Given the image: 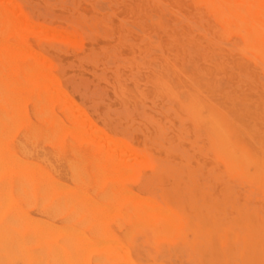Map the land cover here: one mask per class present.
Wrapping results in <instances>:
<instances>
[{
	"label": "rangeland",
	"instance_id": "obj_1",
	"mask_svg": "<svg viewBox=\"0 0 264 264\" xmlns=\"http://www.w3.org/2000/svg\"><path fill=\"white\" fill-rule=\"evenodd\" d=\"M2 1L0 31L14 17L17 22L13 21L14 27L7 24L4 34L0 32V49L7 53L10 44L14 47V91L18 102L25 99L18 104L22 107L26 102L22 107L25 108L22 109L25 119L40 127L42 132L27 139L26 131L20 125L14 131V141L21 144L16 143L9 151L0 149V161L11 163L14 158L13 162L17 164L16 170L12 163L13 168L9 162L0 163L3 165H0L3 167L0 209L8 205V200L16 202L11 201L10 208L14 209V235L17 236L13 257L11 253L9 258L0 257V264H37L41 261L53 264L54 260L50 258L58 260L54 264H59L60 255L52 257L61 251V233L58 232L62 228V203L58 187L61 188L62 180L70 175V163L78 167V176L90 191L102 188L114 191L119 207H131L135 203L146 205L145 201L139 202L128 195L134 191L135 196L139 194V199L146 197L147 204L153 201L170 208L174 215L172 219H176L167 229L158 228L155 233L152 227L144 224L142 217L137 216L118 227L110 218L119 219L120 215L112 211V215H104L108 226L95 227L97 234L104 237L102 242L97 240L100 245L97 242L93 245V253H87L85 247L90 256L109 255L118 240L119 244L125 245H118L110 256L114 253V257L123 258L130 253L128 257L140 264H264V189L240 176V169L232 168L225 160L224 154L214 145L208 118L210 115L218 118L231 141L257 156L258 166L264 170V64L248 49H238L241 39L234 33L225 32L205 1L8 0L9 4L12 1L10 9H15L12 8L15 16L6 7L8 1ZM32 24L35 26L31 27ZM36 109L46 116L38 115ZM47 114L56 121L54 130L50 121L44 119L49 117ZM58 122L61 126L66 123L65 131ZM50 133L51 136L56 133L53 138L57 144ZM75 151L80 155L75 157ZM67 159H71L70 163ZM25 161L31 165L26 166ZM22 164L26 168L21 167ZM33 164L36 173L44 171L46 179L44 175H38L43 172L36 174L31 170ZM52 165L55 170L50 168ZM254 168L250 165L248 170L252 172ZM127 169L129 173L125 172ZM107 174L108 178L102 177ZM17 185H23L19 188L29 195L19 196ZM46 187L52 188L47 190ZM39 201L45 204L40 205ZM47 224H50L48 229ZM144 227L151 230L149 238L148 230L145 233L142 230ZM90 233L87 230V235ZM29 234L35 245L30 242ZM110 239L111 242H106ZM104 242L112 243L113 249ZM101 244L108 247L107 253ZM86 246L92 248V245ZM40 249L44 254L38 253ZM0 254L8 255L4 250ZM41 255L45 256L42 258ZM121 260L117 259L113 264H120Z\"/></svg>",
	"mask_w": 264,
	"mask_h": 264
},
{
	"label": "bare ground",
	"instance_id": "obj_2",
	"mask_svg": "<svg viewBox=\"0 0 264 264\" xmlns=\"http://www.w3.org/2000/svg\"><path fill=\"white\" fill-rule=\"evenodd\" d=\"M2 1V0H0ZM8 1V0H6ZM5 1V6L7 4V9H10V5L12 4V1L11 3L9 4V1L6 3ZM153 1V0H152ZM207 7L210 9L211 12L214 13L217 21L221 24V26L224 28L225 32H228V33H234L236 34L240 39H241V42L237 45L238 49H248L255 57H258L260 59V62H262V65L264 64V0H204ZM3 2V1H2ZM159 2V1H158ZM4 3V2H3ZM15 3V1H14ZM16 4V3H15ZM18 4V3H17ZM158 4V3H156ZM9 5V7H8ZM16 7V5H15ZM13 8V7H12ZM10 9L14 15V11L15 9L13 8ZM105 8V7H104ZM8 12V10L6 11ZM17 13V12H16ZM20 13V12H19ZM202 13V12H201ZM9 14V12H8ZM18 14V13H17ZM22 14V13H21ZM11 14H9L8 16H10ZM12 15V16H13ZM19 15V14H18ZM16 15V16H18ZM25 15V14H24ZM3 16V15H2ZM11 16V17H12ZM15 16V15H14ZM13 16V17H14ZM20 16V15H19ZM188 16V15H187ZM26 17V16H25ZM24 17V19H25ZM1 18V16H0ZM8 20H10V18H6ZM13 19V18H12ZM20 19V18H18ZM17 19V20H18ZM24 19L22 18L23 20V23H24ZM189 19V18H188ZM8 20H5L6 22ZM14 20H15V17H14ZM13 20V21H14ZM4 21V20H3ZM2 21V22H3ZM13 21H8L7 24L11 27H14L13 25ZM19 21V20H18ZM192 21V20H191ZM4 22V24L6 23ZM17 21L15 20V23ZM21 22V21H19ZM18 22V23H19ZM194 22V21H193ZM2 24V23H1ZM7 24L3 25L4 28H2L3 30L6 29V31L4 30H1V34H4V32H7ZM17 25V24H16ZM195 26V24H192ZM1 26V25H0ZM32 26H35V25H31ZM199 26H197L198 28ZM203 30V29H201ZM199 31V29H198ZM3 32V33H2ZM6 35V34H5ZM69 35V34H68ZM66 35V37L68 36ZM64 36V35H63ZM65 37V39H66ZM70 37V36H69ZM68 38V37H67ZM1 39V38H0ZM72 40H75V39H72ZM3 41V40H2ZM73 42V41H72ZM193 42V41H192ZM222 43V42H221ZM231 43V42H230ZM11 45V44H10ZM9 45V48L10 49H7L5 52L7 53H3L4 50L3 49H0V149L3 148H7L9 151L10 148H14V145L16 143H19L21 144L20 142H15L14 141V131L16 129H19L18 127L20 125H22V127H24V130L26 131V138L27 139H31V138H34L35 136H37V134H41V130L40 127H37V126H34L29 120H26L25 119V116H24V111L22 109H25V108H22L23 106H25L26 102L22 103V107L18 104V103H21V102H24L25 99H21V102H18V97H17V93L14 91V57L12 56V54H14V47H11ZM13 46V45H12ZM24 47V46H22ZM232 48V47H231ZM5 49V48H4ZM22 50V48H20ZM24 49V48H23ZM26 49V48H25ZM196 49V48H195ZM33 51V49H31ZM30 50V51H31ZM191 50V49H190ZM197 50V49H196ZM28 51V53L30 52ZM25 51H23L24 53ZM239 52V51H238ZM245 52V51H244ZM18 53V51H17ZM27 54V53H26ZM33 54V52L31 53V55ZM36 57V56H35ZM38 57V56H37ZM36 57V58H37ZM44 59V58H43ZM42 61H45V60H42ZM41 61V62H42ZM47 62V61H45ZM49 64H51L49 62ZM48 64V65H49ZM52 65V64H51ZM257 65V64H256ZM260 65V66H262ZM258 66V65H257ZM264 66V65H263ZM42 67V66H41ZM42 69V68H41ZM260 70H262L260 68ZM36 71V70H35ZM39 71H41L39 69ZM38 71V72H39ZM259 71V70H258ZM28 72V71H27ZM42 72V71H41ZM261 72V71H260ZM263 72V70H262ZM43 73V72H42ZM45 73V72H44ZM264 73V72H263ZM48 74V73H47ZM33 75V73H32ZM31 73H30V76H32ZM42 75V74H41ZM53 75V74H52ZM46 76V75H45ZM33 77V76H32ZM55 77V76H54ZM259 77V76H258ZM36 78V77H35ZM20 79V78H18ZM31 79V78H30ZM34 79V77H33ZM42 79V78H41ZM56 79V78H55ZM54 79V80H55ZM22 80V79H21ZM57 80V79H56ZM169 80V79H168ZM35 81L38 83V80L35 79ZM43 81V80H42ZM261 81V80H260ZM263 81V80H262ZM59 82V80H58ZM264 82V81H263ZM17 83V82H16ZM21 83H24L23 81H21ZM26 83V81H25ZM42 82L39 81L38 84H41ZM44 83V82H43ZM34 84V83H33ZM32 84V85H33ZM168 84V83H167ZM20 85V84H19ZM22 85V84H21ZM42 86H44V84H41ZM58 85V83H57ZM170 85V83H169ZM30 86H31V83H30ZM40 86V85H39ZM51 88V86H50ZM61 88V87H60ZM35 89V88H34ZM51 90V89H50ZM54 90V89H53ZM59 91V90H58ZM52 95H53V92H52ZM58 95V94H57ZM172 95V94H171ZM21 96V95H20ZM195 96V95H194ZM43 97V96H41ZM62 97V96H61ZM226 97V96H225ZM260 97V96H258ZM24 98V97H22ZM27 98V97H26ZM63 98V97H62ZM35 99V98H33ZM32 99V100H33ZM226 99V98H225ZM24 100V101H23ZM39 100V99H38ZM37 100V101H38ZM228 100V99H227ZM35 101V102H37ZM41 101V100H40ZM70 102V101H69ZM40 103V102H39ZM42 103V102H41ZM51 104V103H50ZM74 104V103H73ZM40 105V104H38ZM52 105V104H51ZM78 105V104H77ZM263 105V104H262ZM30 106V105H29ZM34 106V105H33ZM259 106V105H258ZM36 107H38L36 105ZM72 107V106H71ZM74 107V106H73ZM199 107V106H198ZM227 107V106H226ZM70 108V107H69ZM39 109V108H38ZM74 109V108H73ZM77 109V108H76ZM83 110V109H82ZM37 111V109H36ZM73 111V110H72ZM42 111H37L38 115L39 114H44V113H41ZM46 113H49L48 111H45ZM68 112V111H67ZM79 112V111H78ZM57 114V113H56ZM76 114V113H75ZM78 114V113H77ZM196 114V113H195ZM31 115V114H30ZM36 115V114H34ZM37 115V116H38ZM48 115V114H47ZM51 115V114H50ZM53 115H54V112H53ZM70 115V114H69ZM44 116H46L44 114ZM49 116V115H48ZM190 116V115H189ZM195 116V115H194ZM203 117V116H202ZM32 118V117H31ZM198 118V116L196 117ZM209 122H210V127L214 133V145L217 149H219L221 151V153L224 154L225 156V160L229 162L230 165H232V168H238L240 169V176L242 177H245V178H249L250 180L254 181L255 183L258 184V186L263 190L264 189V170L261 169L258 165L260 163V160L257 156H253V155H250L249 151L247 150V148L243 147L242 145H239V144H234L231 139L229 138V136L227 135V132L223 129L222 125H221V122L219 121L218 118H216L215 116L213 115H210L209 117ZM42 121H43V118H41ZM44 119H46L47 121H50L51 123V126H52V129L54 130V126H55V123L56 121L54 120V118H51L50 116L47 118V117H44ZM76 119V117H75ZM78 119V118H77ZM76 119V120H77ZM79 119H82V118H79ZM40 120V119H38ZM260 121V120H259ZM45 122V120H44ZM60 122V121H59ZM58 122V123H59ZM236 122V121H235ZM62 123V122H61ZM48 124V123H47ZM66 124V123H64ZM64 124L62 123V125L64 126ZM59 125L61 126V124L59 123ZM61 126L63 128V131L66 130V126ZM87 126V125H86ZM92 126V124H91ZM239 126V124H238ZM94 127V125H93ZM56 128V127H55ZM257 128V127H256ZM74 130L72 131H75V128H73ZM205 129V128H204ZM61 130V129H60ZM59 130V131H60ZM71 130V129H70ZM78 130V129H76ZM88 130V129H86ZM93 130V128L91 129ZM90 130V131H91ZM71 131V132H72ZM89 131V130H88ZM44 132V131H43ZM68 132V131H66ZM77 132V131H76ZM80 132V131H79ZM97 132V130H96ZM23 133V132H22ZM62 133V132H61ZM78 133V132H77ZM90 133V132H89ZM212 133V134H213ZM43 134V133H42ZM82 134V133H80ZM91 134V133H90ZM93 134V133H92ZM97 134V133H96ZM95 134V135H96ZM24 135V134H23ZM56 133H54V136H53V133H52V136H51V133H50V136L52 137V140L54 142V138H56ZM57 135H59V133L57 132ZM75 135V132L74 134ZM77 135V134H76ZM89 135V134H88ZM98 136V134H97ZM100 136V135H99ZM44 137V136H43ZM61 137V136H59ZM77 137V136H76ZM75 137V138H76ZM102 137V136H101ZM42 138V137H41ZM79 138V137H78ZM86 138V137H85ZM91 138V137H90ZM99 139V138H98ZM110 139V138H109ZM44 140V138H43ZM42 140V141H43ZM50 140V141H52ZM101 140V139H100ZM162 140V139H161ZM46 141V140H45ZM56 141V139H55ZM69 141H71L69 139ZM111 141V140H110ZM114 141V140H113ZM49 142V141H48ZM79 142V141H78ZM101 142V141H100ZM99 142V143H100ZM104 142V141H103ZM43 143V142H42ZM72 143V141H71ZM98 143V142H97ZM111 143V142H110ZM54 144H57V142ZM53 144V145H54ZM103 144V143H102ZM119 144V143H118ZM122 144V142H121ZM36 144H33L32 146H34ZM31 146V147H32ZM38 146V145H37ZM36 146V147H37ZM57 146V145H56ZM55 146V148H56ZM118 146V145H117ZM20 147V146H19ZM26 147V146H25ZM108 147V146H107ZM120 147V146H119ZM123 147H125L123 145ZM60 148V147H59ZM71 148V147H70ZM31 148H29V151H30ZM41 149V148H40ZM58 149V148H57ZM72 149V148H71ZM119 149V148H118ZM120 149H122L120 147ZM25 150V149H24ZM44 150V149H43ZM125 150V149H124ZM5 151V150H4ZM28 151V150H27ZM32 151V150H31ZM54 151H56L54 149ZM71 151H74V150H71ZM118 151V150H116ZM115 151V152H116ZM120 151V150H119ZM126 151V150H125ZM128 151V149H127ZM11 152V151H10ZM20 152V151H19ZM21 152H23L21 150ZM77 151H75L74 153H76ZM92 152V151H91ZM112 152V151H111ZM7 153V154H6ZM5 155H8V152H6ZM13 153V152H12ZM11 153V154H12ZM31 153V152H30ZM36 153V152H35ZM53 153V152H52ZM113 153V152H112ZM118 153V152H117ZM123 153V152H122ZM126 153V152H125ZM129 153V152H128ZM127 153V154H128ZM132 153V152H131ZM4 154V152H3ZM15 154V153H14ZM55 153H53L54 155ZM58 154V152H57ZM79 154V153H78ZM78 154L76 153L75 157L78 156ZM133 154V153H132ZM141 154V153H140ZM17 155V154H15ZM28 155V154H27ZM80 155V154H79ZM122 155V154H121ZM126 155V154H124ZM134 155V154H133ZM257 155V154H256ZM13 155H11V158H12ZM29 156V155H28ZM55 156V155H54ZM59 156V155H58ZM56 156V157H58ZM123 156V155H122ZM121 156V157H122ZM19 157V156H18ZM45 158V156H43ZM41 157L40 160H43ZM114 157V156H113ZM125 157V156H124ZM136 157V156H135ZM138 157V156H137ZM208 157V156H207ZM8 157L6 156V159ZM10 156H9V159L11 160ZM54 158V157H53ZM79 159L81 157H78ZM91 158V157H90ZM101 158V156H100ZM119 158V156H118ZM126 158V157H125ZM124 158V159H125ZM129 158V157H128ZM142 159V157L139 155V159ZM145 158V156L143 157V159ZM13 159L12 158V164L14 165V168L15 166H17V164H15L13 162ZM21 159V158H20ZM33 159V158H32ZM46 159V158H45ZM140 159V160H141ZM48 160V159H47ZM68 160V163L69 160L71 161V159H67ZM94 160V159H93ZM92 160V162H93ZM97 160V159H96ZM108 160V159H107ZM120 160V159H119ZM127 160V159H126ZM130 160V159H129ZM16 163H18V161L14 160ZM56 161V160H55ZM73 161V160H72ZM82 161V159H81ZM147 161V160H145ZM4 163V162H9V160L7 161H0V163ZM26 162V161H25ZM31 162V161H30ZM61 162V161H59ZM109 162V161H107ZM120 162V161H119ZM10 163V162H9ZM10 163V164H11ZM22 163V162H21ZM45 163V162H44ZM48 163V162H46ZM45 163V164H46ZM51 164V162H49ZM74 163V162H73ZM113 163V162H112ZM116 163V162H115ZM122 163V162H120ZM7 164V163H6ZM5 165V168L7 167ZM11 164L12 168H13V165ZM53 164V163H52ZM72 164V163H70ZM69 166L71 167V173L70 175L62 180L63 182H61V185L59 188L58 187V190L61 189V203H62V228H61V231L57 230L58 234L61 233V245H60V253L57 251L55 254H53L51 252L52 257H55V255H60V259H59V264H113L114 262L113 261H116L117 259H122L119 263L120 264H140L139 262H137L136 260L132 259V257H128V255L130 254H127L126 253V256L123 257V258H116V255L115 257L113 256H110V254L114 251V250H117V246H122V243L119 244L120 242L117 240L116 245L115 246V249H113V247L111 246L112 243H110L112 240H106V242L110 241L108 244L110 245V248L113 249V251H111V253L108 255L106 254V256H98V255H94V256H90L89 252H92L93 253V250L95 248V245L97 240L98 242L101 241L102 242V238H104L103 236H100L99 234H97V232L95 231V227L98 226L97 228H99V226H108L109 222H106L105 219H106V214H109V215H112L113 212L112 211H115L118 215H120L119 219H114L113 217H109L107 215V217H109L111 220V223H115L118 227H120L119 225L121 224H124L126 223L125 221H127L128 219H130L131 217H134V216H137L138 218H143L144 220V224H146L147 226H149L150 228L152 227L153 228V232L155 231H158V228L159 229H167L168 226H170V224L173 222V220H176V219H172V214H171V210L170 208L168 207H162L161 205L159 204H154L153 201L151 203L150 201V204H147V198L143 197V199H139V194H137V196L134 195V191H132V196L131 194H128L130 195V197H133L135 198L136 197V200L139 201V202H142V201H145L146 205H139L138 203H135L134 206L131 205L128 206V205H125L123 207H119L118 205H116L117 203V199H116V193L114 191H111V189H101L100 191H95V190H92L90 191L89 189H87V187L85 186V182L84 180L78 176V167L76 165H70ZM79 164V163H78ZM94 164V162H93ZM92 164V166H93ZM108 164V163H107ZM111 165V163H109ZM2 165V164H0ZM28 165V163L26 162V166ZM31 163L28 165L30 166ZM118 165V164H117ZM220 165H222L220 163ZM225 165V163H224ZM250 165H254L255 168L252 172H250L248 169H249V166ZM3 166V165H2ZM0 167V172L2 173L1 171V168L3 169V167ZM21 166V165H20ZM41 166V165H40ZM44 166V165H43ZM50 166V165H49ZM116 166V165H114ZM19 167V165H18ZM21 167H25V165L22 164ZM32 169L31 170H34L33 169L35 167V165L33 164V166H31ZM30 167V168H31ZM38 167V166H37ZM36 167V168H37ZM98 167V165H97ZM117 167V166H116ZM247 167V168H246ZM29 168V167H28ZM50 168H54L55 170V167H53V165L50 167ZM90 168V167H89ZM95 168V167H94ZM112 168V167H111ZM109 168V169H111ZM228 168V167H227ZM10 169V168H9ZM16 169V168H15ZM91 169V168H90ZM124 169V167H123ZM237 169V170H238ZM5 170V169H4ZM11 170V169H10ZM17 170V169H16ZM39 170V168H37V171ZM59 170V169H58ZM85 170V169H84ZM94 170V169H93ZM229 170V169H227ZM8 171V169H7ZM129 169H127L125 172L126 173H129ZM38 172H43V174H38ZM36 174H38L39 176L41 175H44V171H38ZM67 172V171H66ZM121 172V171H119ZM118 172V173H119ZM4 173V172H3ZM22 173V172H21ZM68 173V172H67ZM83 173V171L81 172ZM85 173V172H84ZM98 173V172H97ZM229 173V172H228ZM46 174V172H45ZM57 174V173H56ZM101 174V173H100ZM112 174V173H111ZM1 175V174H0ZM47 175V174H46ZM82 175V174H81ZM95 175V174H94ZM103 175V174H102ZM101 175V176H102ZM123 175V174H122ZM128 175V174H126ZM37 176V175H36ZM45 176V175H44ZM85 176V175H84ZM110 176V175H109ZM47 176H45V179H46ZM103 178L107 177L108 178V174L107 176L104 175L102 176ZM115 177V176H114ZM122 177V176H121ZM21 178V177H20ZM100 178V177H99ZM110 178V177H109ZM116 178H117V175H116ZM123 178V177H122ZM41 179V178H40ZM111 179V178H110ZM24 180V178H23ZM48 180V178H47ZM46 180V181H47ZM107 180V179H106ZM4 181V180H3ZM15 181V180H14ZM96 181V180H95ZM99 181V179H98ZM122 181V180H121ZM247 181V180H246ZM11 182V181H10ZM42 182V181H41ZM40 182V183H41ZM112 182V181H111ZM253 182V184H254ZM16 183V182H14ZM22 183H26V182H22ZM59 183V181H58ZM57 183V184H58ZM225 183V182H224ZM244 183V182H243ZM17 184H20L19 182H17ZM44 184V183H43ZM98 184V182H97ZM245 184V183H244ZM28 185V184H27ZM41 185V184H40ZM59 185V184H58ZM87 185V184H86ZM119 185H120V182H119ZM239 185V184H238ZM15 186V185H14ZM19 186H23V185H19ZM19 186L17 185V187L15 188H19ZM42 186V185H41ZM40 186V187H41ZM27 187V186H26ZM45 187V186H43ZM48 187V186H47ZM46 187V188H47ZM108 187V186H107ZM129 187V186H128ZM14 188V187H13ZM28 188L30 189L31 187L28 186ZM52 188V187H50ZM50 188H47L50 189ZM246 188V187H244ZM2 189V188H1ZM225 189V188H224ZM243 189V188H242ZM16 190V189H15ZM20 194L19 196H23V194L26 195H29L28 193H23V190H21V187L18 189ZM18 190H16L18 192ZM42 187L40 189V192H41ZM53 190V189H52ZM15 191V194H18L16 193ZM117 191V190H116ZM131 191V190H130ZM222 191V190H221ZM235 191V190H234ZM245 191V189H244ZM261 191V190H260ZM5 192V190H4ZM26 192V191H25ZM39 192V191H38ZM126 192H127V189H126ZM224 192V191H223ZM261 193V192H260ZM46 194V193H45ZM123 194V192H122ZM6 195V194H5ZM9 194H7L6 196H8ZM48 195H49V191H48ZM127 195V194H125ZM134 195V196H133ZM17 196V195H16ZM18 196V197H19ZM24 196V197H25ZM50 196H51V191H50ZM2 198L4 197L3 195L1 196ZM41 197V196H39ZM46 197H47V194H46ZM49 197V196H48ZM129 197V198H130ZM12 198V197H11ZM15 198V196H14ZM28 198V196L26 197ZM225 198V197H224ZM6 199H9V198H6ZM5 199V200H6ZM44 199V197L42 198ZM49 200V198H47ZM47 199H44V200H47ZM54 199H58L57 198H54ZM132 201H134V199L130 198ZM127 198V200H130ZM11 200V199H10ZM23 200H25L23 198ZM29 200V199H28ZM42 200V201H44ZM123 200H125L123 198ZM142 200V201H140ZM2 203L4 204L3 200L1 199ZM12 201V200H11ZM11 201L8 200V202L10 203ZM27 201V200H26ZM54 202V200H51ZM13 202V201H12ZM15 202V201H14ZM13 202V203H14ZM32 202V200H31ZM30 201L28 202L29 204L31 203ZM40 202V201H39ZM49 202V201H48ZM8 205H5V208L4 209H0V253L2 250H4V252L8 253L5 254V255H1L0 254V257L2 256H5V257H8L11 256L9 255L10 253L12 254V251L14 249V243L16 241V238L17 236L14 235V209L13 208H10V206L13 204V203H10ZM16 203V202H15ZM26 203V202H25ZM24 203V204H25ZM42 203V204H40ZM38 204L40 205H44L45 203L44 202H40ZM52 203V202H51ZM60 203V202H59ZM132 202H130L129 204H131ZM29 204H25L26 206L29 205ZM33 203H31L30 206H32ZM51 205V204H49ZM58 205V204H57ZM221 205V204H220ZM219 205V206H220ZM4 206V205H3ZM7 206V207H6ZM29 206V207H30ZM52 206V205H51ZM232 206V205H231ZM14 207V205L12 206ZM41 207V206H40ZM39 207V208H40ZM44 207V206H43ZM49 207V206H48ZM53 207H54V203H53ZM16 208V207H15ZM26 208V207H24ZM23 208V209H24ZM52 208V207H51ZM219 208V207H218ZM239 208V207H238ZM42 209V207H41ZM184 209V208H183ZM236 209H237V206H236ZM45 210V209H44ZM52 210V209H51ZM50 210V211H51ZM56 210V209H55ZM240 210V208L238 209ZM19 209H18V213H19ZM38 211V210H37ZM47 211V210H46ZM218 211V210H217ZM36 212V210H35ZM58 212V211H57ZM112 212V213H111ZM114 212V213H115ZM220 212V211H219ZM232 212V211H231ZM46 213V212H45ZM42 214V215H45ZM50 213V212H49ZM197 213V212H196ZM54 214V213H53ZM58 214V213H57ZM55 214V215H57ZM210 214V213H209ZM121 215H124V216H121ZM33 216V215H32ZM51 216V215H50ZM212 216V215H211ZM215 216V215H214ZM235 216V215H234ZM48 217V216H47ZM213 217V216H212ZM31 218V217H30ZM52 218V217H51ZM22 219V218H21ZM45 219V218H44ZM55 219V218H54ZM120 219H123V220H120ZM182 219V218H181ZM212 219V218H211ZM214 219V218H213ZM223 219V218H222ZM40 220V219H39ZM61 220V219H60ZM178 220V219H177ZM45 221V220H43ZM49 221V220H48ZM52 221V220H51ZM50 221V222H51ZM136 221V220H135ZM47 222V221H46ZM128 222V221H127ZM131 222V220H130ZM16 223V222H15ZM39 223V221H38ZM37 223V224H38ZM44 223V222H43ZM48 223V222H47ZM178 223V222H177ZM176 223V224H177ZM228 223V222H227ZM22 224V223H21ZM40 224V223H39ZM55 224V223H54ZM61 224V223H60ZM127 224V223H126ZM231 224V223H230ZM20 225V224H19ZM30 225V224H29ZM33 225V224H32ZM32 225L30 227H32ZM42 225V223L40 224ZM45 224H43V228L45 227L44 226ZM48 228H50V224H47ZM35 226V225H34ZM38 226V225H37ZM56 226V225H54ZM122 226V225H121ZM176 226V225H175ZM178 226V225H177ZM22 228V225L20 226ZM57 227V226H56ZM55 227V229H56ZM143 227V226H142ZM242 228V226H241ZM29 229V228H27ZM33 229V228H32ZM32 229H30L32 231ZM54 229V230H55ZM112 229V228H111ZM248 229V228H247ZM87 230L90 231L91 233L89 235H87ZM113 230V229H112ZM142 230L144 231V233L146 232L145 230H148L146 232V235L150 236L152 233L151 230L149 229H146L144 227V229L142 228ZM253 230V229H252ZM99 233H100V230H98ZM150 231V232H149ZM205 230H203L204 232ZM50 232H52V230H50ZM56 232V233H57ZM124 232V231H123ZM129 232V231H128ZM169 232V231H168ZM207 232V231H206ZM214 232V231H212ZM217 232V231H216ZM41 233V232H40ZM148 233V234H147ZM150 233V234H149ZM156 233V232H155ZM159 233V232H158ZM31 235L32 232H30ZM27 235L28 237L31 238V235ZM43 234V233H42ZM57 234V235H58ZM182 234V233H181ZM113 235V234H112ZM111 235V236H112ZM186 235V234H185ZM221 235V234H219ZM218 235V236H219ZM148 236V238H149ZM152 236V235H151ZM154 236V235H153ZM172 236V235H171ZM227 236V235H226ZM51 237V236H50ZM52 237H53V233H52ZM55 237V236H54ZM58 237V236H57ZM107 237V236H106ZM129 237V236H128ZM157 237V236H156ZM160 237V236H158ZM166 237V236H165ZM24 238V237H23ZM26 238V237H25ZM33 238V236H32ZM30 240V242L33 240ZM47 238L49 239L48 235H47ZM101 238V240L99 239ZM187 238V236H186ZM29 240V238H27ZM43 239V238H42ZM56 239V237H55ZM54 239V240H55ZM58 239V238H57ZM223 239V238H222ZM104 240V239H103ZM116 240V239H115ZM115 240L113 243H115ZM127 240V239H126ZM149 240V243L150 242V239ZM246 240V239H245ZM249 240V239H248ZM45 241V240H44ZM128 241V240H127ZM187 241V239H186ZM35 242V241H34ZM33 242V243H34ZM43 241L41 240V243ZM48 242H51L50 240ZM97 242V245H100L98 244ZM189 242V241H188ZM251 242V241H250ZM26 243H29L28 241ZM40 243V242H39ZM40 243V246L42 245ZM105 243V242H104ZM253 243V242H252ZM30 244V243H29ZM37 244V243H36ZM56 244V243H55ZM152 244V243H151ZM248 244V242H247ZM25 245V244H24ZM28 245V244H27ZM35 245V243H34ZM51 245V244H50ZM49 245V246H50ZM86 245H92L91 247L92 248H88V246ZM105 245H107L105 243ZM109 245H107L109 247ZM123 245H125L123 243ZM54 246H57L54 245ZM104 246V245H103ZM102 246L101 244V248L104 249V251L108 249L107 246H105V248ZM118 246V247H119ZM252 246V245H251ZM43 247V246H42ZM88 249V252L86 253V248ZM255 247V246H254ZM22 248V247H21ZM24 248V247H23ZM49 248V247H48ZM52 248V247H51ZM57 248V247H55ZM107 248V249H106ZM109 248V250H110ZM124 248H127L124 246ZM122 248V249H124ZM171 248V247H170ZM42 249V248H41ZM41 249L38 251V253L40 254L41 253ZM45 249V248H44ZM58 249V248H57ZM99 247H97V251L99 252ZM256 249V248H255ZM52 250H54V247L52 248ZM86 250V251H85ZM92 250V251H90ZM101 250V249H100ZM128 250V249H127ZM96 251V252H97ZM102 251V250H101ZM105 251V252H106ZM118 251L119 248H118ZM132 251V250H131ZM200 251V250H199ZM37 252V251H35ZM44 252V251H43ZM42 252V253H43ZM180 252V251H179ZM181 252L183 253V256L185 257V253L184 251L181 249ZM253 252V250H252ZM41 253V254H42ZM59 253V254H57ZM107 253V252H106ZM134 253V252H133ZM19 254V251L18 253ZM44 254V253H43ZM256 254V253H255ZM32 255V254H31ZM119 255V254H118ZM258 255V254H257ZM18 256V255H17ZM45 255H41V257L43 258ZM109 256V257H108ZM130 256V255H129ZM159 256V255H158ZM182 256V255H181ZM264 256V255H263ZM13 257V254L12 256ZM19 257V256H18ZM58 257V256H56ZM50 258V257H49ZM253 258V257H252ZM7 259V258H6ZM14 259H17L16 257ZM12 259V260H14ZM46 259V258H45ZM47 259H48V256H47ZM51 260L53 259V264L58 260L55 261L54 258H50ZM112 259H116V260H112ZM178 259V258H177ZM20 260V259H19ZM44 260V259H43ZM186 260V259H185ZM18 261V259L16 260ZM45 261V260H44ZM25 262V261H24ZM39 262V261H37ZM42 262V261H41ZM40 262V263H41ZM109 262V263H108ZM179 262V261H178ZM15 263V262H13ZM26 263V262H25ZM40 263H37V264H40ZM165 263H167V261H165ZM177 263V262H176ZM16 264V263H15ZM35 264V263H34ZM43 264V262H42ZM175 264V263H174ZM187 264V263H186ZM189 264V263H188ZM254 264V262H253ZM258 264V263H257Z\"/></svg>",
	"mask_w": 264,
	"mask_h": 264
}]
</instances>
